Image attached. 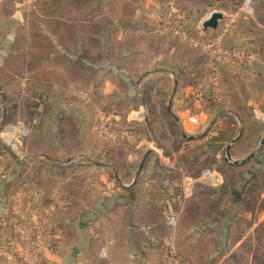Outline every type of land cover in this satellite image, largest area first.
<instances>
[{
  "label": "rangeland",
  "instance_id": "374dc122",
  "mask_svg": "<svg viewBox=\"0 0 264 264\" xmlns=\"http://www.w3.org/2000/svg\"><path fill=\"white\" fill-rule=\"evenodd\" d=\"M11 1L1 0V11L8 12ZM92 1L95 9L89 8L88 19L99 25L98 33L102 35L99 37V43L91 45L92 47L84 52L85 60L94 63L95 77L98 80L93 85L89 81V72L84 79L83 70L76 73L77 69L87 68L85 62L81 65L74 61L73 57L80 53L77 48L80 44L77 45L76 36L72 34V29L79 20L73 14L74 8L69 7L67 10L59 11L53 4L40 5V0H21L27 10V25L36 30L29 34L33 57L39 55L50 65H57L58 69L46 70L47 77L43 80L36 77L39 74L31 75L33 81L25 80L26 83L20 88L19 93L9 94L11 88L2 92L0 89V263L7 259H13L16 263L17 260L29 262L28 253L32 254L31 257L35 256L44 236L51 234L50 227L41 220L37 222V229L30 241L24 244L20 239L24 235L23 222L29 213L24 209L23 202L24 199L29 198V191L26 194L23 188V185H29V179L24 174L27 166L23 168L22 162L30 143L37 144L40 141L43 143L50 138V125L53 123L51 117L55 120L54 117L60 112L58 104L62 108L65 107L61 113L69 111L73 115L61 114L62 117L67 115L66 118L76 121L75 124L77 122L81 124V134L79 130L74 132L73 142L76 143L75 139L80 136L85 138V126L92 122V125L96 126L92 138L100 145L101 151L109 153L110 143L116 144L117 147V142L104 135L106 129L104 121L108 124L112 122L113 125L126 124L124 117L130 116L129 109L137 108L139 102L122 94L127 86L116 77L112 78L111 82L118 92L115 94L116 97L114 95L115 100L112 97H99V95L95 96V101L92 100L90 96L92 91H102L103 85H108L106 81L101 80L105 71L99 67L104 59L110 57L116 67L114 73L120 74L122 71L123 74L133 75L132 77L147 69L161 66H175L177 69L182 67L187 70L185 67L190 65L191 68L194 65L197 67L200 63L204 65L205 74L203 73L195 82V85L200 87L196 92L197 95L191 94L193 96L189 98L191 102L189 106L197 102L198 107L194 108L202 109L210 116L207 127L213 118L217 127L222 126L220 130L222 136L220 135L221 139L217 141L210 139L211 132L216 135L220 133L218 130H211L215 128L214 126L206 129L205 134L208 137L206 140L204 138L188 141L182 138L174 119L164 110L170 93V81L168 78L165 79L166 75L157 74L156 77L145 80L142 82L141 90L147 117L155 138L161 146L163 145V153H174L186 174L194 175L201 167L202 170L215 173L218 178L216 186L195 182L190 188L191 194L187 197L181 215L177 214L180 212L179 202L175 204L172 200H169V203H162L151 211L156 218L155 221H159L156 228L160 235L167 236L169 232V234L174 233L175 237L178 236L174 250L181 251L185 261H187L186 256L190 255L193 256L188 260L190 264H211L212 260L208 259L209 254L212 251H219L218 253L222 254L231 251L233 242L241 236H246L253 220L261 218L264 211V143L261 149H258L264 134V0ZM50 12L55 13L56 20L53 22L51 21L54 18L51 19ZM213 12L222 15L216 28L202 30V23ZM80 23L87 24L85 21ZM2 24L1 22L0 26ZM226 25L229 27L225 38L213 45L211 51L205 52L204 46L214 43ZM133 29L148 31L145 35ZM2 36L0 34V38ZM187 37L191 42L186 41ZM192 44L196 47L193 48ZM102 47H105L107 54H104ZM230 48H244L252 54L253 59L239 66H232L229 60L217 63L215 58L219 52ZM135 51L137 53L135 60L134 58L132 61L124 60L126 57L124 54L133 56L136 54ZM157 54L160 60L152 64L150 58ZM196 55H200V63L195 59L198 57ZM223 64H228L229 69L221 70ZM2 79L4 80L1 75L0 82ZM33 88L36 91L34 96L41 93L40 89H43V95L46 92L44 103L43 100L40 102L41 98L32 100ZM204 90H207L206 94L203 93ZM57 91L63 93L64 99L59 98ZM205 95H208L210 100H200L204 99ZM55 110L58 111L56 114ZM107 113L112 115L109 120L104 116ZM191 114L196 116L197 113L191 112ZM39 120L43 127L37 125ZM200 131L195 135H199ZM239 131H241L238 139L240 143L232 153L230 151L231 159L227 161L224 155L225 148L238 136ZM38 139L39 141L35 142ZM75 143H73L74 150L80 152L82 150L84 153L89 150H85L79 142L77 145ZM125 143L128 145L127 140ZM251 153L255 155L249 164L241 167L231 164L232 161L244 159ZM112 154L119 157L116 148ZM18 161L20 162L17 164ZM112 164L115 170H126V168L129 170L130 167L124 166L122 162ZM136 164H133V171L137 169ZM65 171L70 176V169L67 168ZM66 174L64 176H67ZM96 175L97 173L91 175L94 183H96L94 181ZM170 177L156 178L154 189L164 180L173 183L179 181L176 171ZM149 178H147L148 188L151 184ZM95 186L97 191L100 184L97 182ZM236 190L240 193V199L233 203V192ZM90 191L84 196L90 200L91 198L97 200L104 190L94 192L93 188V191ZM66 193L68 197L73 196L71 189H67ZM161 194L166 193L161 192ZM85 197L81 196V198ZM174 206H177L176 210ZM126 211L120 210L118 211L120 214L115 216L127 217ZM187 211L190 213V218L195 220V224L192 225L188 221L184 223ZM109 212L111 216L112 213ZM170 216L174 219L172 224H168L166 220ZM198 220L199 225L196 224ZM188 237L192 239L189 245L185 242ZM197 239L198 243H196ZM44 245L48 249H53L49 241ZM240 247V254L230 252L222 264H264V222L255 227L251 232V238L246 239ZM166 260L168 262L166 264L182 262L181 256L170 253H167Z\"/></svg>",
  "mask_w": 264,
  "mask_h": 264
},
{
  "label": "crops",
  "instance_id": "0c3cea01",
  "mask_svg": "<svg viewBox=\"0 0 264 264\" xmlns=\"http://www.w3.org/2000/svg\"><path fill=\"white\" fill-rule=\"evenodd\" d=\"M11 2L8 12H3L0 9V23H3L0 26V34L3 35L0 38V76L2 75L4 78L0 82V89L2 92V90L8 91L11 88L12 90L8 93L16 94L26 83L25 80L33 81L31 75L46 74V70L56 71L58 66L50 65L39 55L33 57L29 34L34 33L36 30L27 25V10L22 5L21 0H12ZM38 32L40 33V30ZM135 32L143 33L141 29ZM4 36L5 38H3ZM187 38L186 41L191 42L190 38ZM191 46L196 47L193 44ZM104 54H107L105 47ZM136 56L137 53L133 56L124 54V60L131 59L130 61H132V58L135 60ZM159 58L158 54L152 55L150 58L152 64L158 62ZM111 59L107 57L102 61V67H99V69L105 71L101 80L106 81L108 85H103L102 91H92L93 93L90 95L92 100L95 101L96 95H99V97H112L115 100L117 96L115 94L118 92L111 82L112 78L116 77L117 80L127 86L126 91L122 94L139 102L137 108L129 109L131 115L124 117L126 118V124L116 123L113 125L112 122L108 124L104 121L107 130L104 135L108 139L117 142V147L116 144L110 143V152H102L100 145L92 138L96 126L95 124L92 125L91 122L85 126V138L80 136L75 139L76 143L73 142L76 145L79 142L80 146H83L85 150H89L85 153L82 150L81 152L80 150H74L72 140L64 142L62 139L58 122L63 116L61 114L72 115V113H69V111L61 113L65 107L62 108L58 104L60 112L57 113L58 111L55 110L57 118L54 117L55 120H53V117H51L53 123L50 125V138L43 143L42 141L37 144L30 143L32 146L29 145L28 152L24 155V161H21L23 168L25 165L27 166L24 174L29 179V185H23V188L26 194L29 191V198L28 200L24 199L23 202L24 209L29 213L23 222L24 235L20 239L24 244L30 241L37 229V222L41 220H44L46 226L50 227L51 234L44 236L41 247L37 250L38 253L35 256L31 257L32 254L28 253L29 262L17 260L16 263L13 259H7L0 264H166L168 263L166 260L167 253L181 256V264H190L188 260H191L193 256L187 255V261H185L182 252L178 249L174 250L175 243L178 242V236L175 237L174 233L169 234V232H167V236L160 235L158 228H156L159 221H155L156 218L151 211L162 203H169V200H172L175 204L180 203H178L180 212L177 214L181 215L187 197H190L191 186L195 182L216 186L218 178L215 175L212 180H209L204 173L206 170H201L193 178L191 175L186 174L174 153H163V145L161 146L155 138L152 125L147 117L145 101L142 98V82L156 77L157 74L166 75V78H164H168V81H170V93L165 112L172 116L181 131L183 139L198 141L205 138L206 140L208 137L205 131L208 130V127L214 126L215 128H211V130L220 132L222 126L218 125L217 127L216 120L213 118L207 127L206 124L209 123L210 116L202 109L196 110L194 108L198 107L197 102L192 103L193 106H189V103H191L189 98L193 96L191 94L197 95L196 92L200 85L199 87L196 85L188 86L184 83L185 78L182 74L184 68L161 66L160 68L147 69L136 77H132L133 75L123 74L120 70V74L114 73L113 70L116 67H114ZM86 64L91 68L89 81L93 85L98 80L95 77L94 63H88L87 60ZM99 89L101 88L99 87ZM40 92L42 96L40 94L34 96L36 91L32 92V100L43 97L40 102L43 100L42 103H44L47 97L46 92L45 95H43V89H40ZM56 93L60 99H64L63 93L59 91ZM66 101H64L65 104H67ZM67 110H69L68 107ZM191 112H196V116H193ZM104 116H107L109 120L112 115L107 113ZM75 122L74 129L79 130L81 134V124L80 122L75 124ZM39 124L43 127L40 120L37 125ZM63 129L68 132L67 126ZM198 131H200V134L195 135ZM221 133L216 135L211 132L212 137L210 139L215 141L221 139ZM240 136L238 133L237 140L231 144V153L240 143V140L238 141ZM40 137L39 139H42ZM125 140L128 141V145H126ZM115 148L119 153V157L112 154ZM253 157L243 164H236V167L249 164ZM115 162H122L124 166H130L129 170L128 168L126 170H115L112 164ZM134 163H137V169L133 171ZM67 168L70 169V176L66 174L65 170ZM175 171L179 179L177 183L164 180L163 183H158V187L154 189L156 178L163 176L167 179L171 178L170 176ZM64 173L67 176H64ZM95 173L97 175L94 181L100 184L97 191L96 183L91 178V175ZM147 178L151 181L149 188ZM142 186H145V188ZM93 188L94 192L104 190L102 195L99 194L97 200L93 198L90 200L84 196L90 190L93 191ZM67 189H71L73 196L68 197ZM161 192L166 193V196L162 195ZM80 195L85 198H81ZM168 195H171V198ZM174 208L176 210L177 206H174ZM120 210H127V217H116V214H120L118 213ZM109 211L112 213L111 216H109ZM36 218H38L37 221ZM261 222H264V211L261 218L253 220L247 235L241 236L233 242L231 251L224 254L218 253L219 251H212L213 253L211 252L208 256V259L212 260L210 263L222 264L224 258L230 252L240 254V245L246 239L251 238V232ZM196 224H200L199 220ZM191 240L189 238L185 242H188L189 245ZM47 241L53 246L52 250L44 245ZM198 242L197 239L196 243Z\"/></svg>",
  "mask_w": 264,
  "mask_h": 264
},
{
  "label": "trees",
  "instance_id": "16d2710c",
  "mask_svg": "<svg viewBox=\"0 0 264 264\" xmlns=\"http://www.w3.org/2000/svg\"><path fill=\"white\" fill-rule=\"evenodd\" d=\"M48 4H53L55 6V8L59 9V11H62L63 9L67 10V9H69V7H73L74 8L75 12H73V14H75V17L77 19H79V20H77L76 25H74V27L72 29L73 30L72 34L74 36H76L77 45L80 44L79 46H77V48L79 49L80 53H79L78 56L76 55V56H73V57H74V61L80 63L81 65L83 64L82 62L86 63L87 60H85L86 58L84 56L85 50H89L92 47L91 45L99 43V37H102V35L98 33L99 29H100L99 25L94 24V22H92V21H90V19H88L89 15H90L89 8L95 9L93 1L92 0H40V5H48ZM54 14H55L54 12H50L49 16H51V19L54 18L52 21L50 20L51 22L56 20L55 19L56 17H55ZM56 16H58V13L56 14ZM84 18H85V20H84ZM81 21H85V22H87V24L86 25H82L80 23ZM133 31H135V30L133 29ZM142 31H143V34L146 35V31H148V30H142L141 29V32ZM143 37H146V36H143ZM141 38H139V40ZM103 48L104 47H102V49ZM108 50L111 53V50L110 49H108ZM123 52H126V51H123ZM135 53H136V51H135ZM129 56H131V55H129ZM196 56H198L197 57L198 59L197 58H195V59L198 61V63H200V60H201L199 58L200 55H196ZM192 58H194V56ZM85 65H86V68H87L86 70L77 69V72H76V73H79V71L83 70L85 72V74L82 77L83 79L86 78V75L91 70V68L87 64H85ZM186 68H187V70L182 71V74L184 75V78H185L184 83L186 85H188V86H195V82L199 79V77H201V75L203 73L205 74L204 65L200 63L197 67H195V65H194L191 68V65H190V66H188ZM220 68H221V70L222 69L224 70V68L229 69L228 68V64H223V68H222V66ZM36 77L40 78L39 80H43V79H45L47 77V75L46 74H39V75H36ZM204 91L205 92H203V93L206 94L207 90H204ZM33 92H35V89H34ZM40 94H41L40 96H42V93H40ZM41 98H43V97H41ZM203 98H204L203 100L206 99V101L210 100V97L208 95H205ZM165 109L166 108H164V110ZM58 122H59V127H60L59 132L62 135V139L64 140V142L67 141V140L68 141L72 140V142H73L74 141L73 134H74V132H76V130L74 129V124H73L74 122L72 121V119L66 118V117H62V118L59 119ZM66 126L68 127V132H66L65 129H63V127H66ZM202 169L203 168L200 167L195 172V174L191 175V176L193 178L196 177ZM233 197H234L233 203L238 202L239 199H240V193L237 190L234 191L233 192ZM189 214L190 213L188 211H187V213L185 212V219L183 218L184 219V223H185V221H186V223L188 221V222H191V224L193 225V224H195V222H194L195 220L191 219Z\"/></svg>",
  "mask_w": 264,
  "mask_h": 264
},
{
  "label": "built area",
  "instance_id": "2783aa9c",
  "mask_svg": "<svg viewBox=\"0 0 264 264\" xmlns=\"http://www.w3.org/2000/svg\"><path fill=\"white\" fill-rule=\"evenodd\" d=\"M246 2H248V1H246ZM227 27H229V26L226 25L225 28L221 30V32L219 33V36L217 37V39L214 43H208L204 46L203 50L205 52L211 51V48L213 45L218 44L220 41H222L225 38L226 32L228 30ZM175 33H177V31H175ZM252 59H253L252 54L244 48H240V49L230 48V49H225L223 51L221 50L215 58L217 63H222L225 60L226 61L229 60V61H231L232 66H239L245 62L251 61ZM35 100H37V99H35ZM104 132L106 134L107 130L104 129ZM204 173L209 180H212L215 176V174L213 172H209L208 170H206ZM166 220H167L168 224H172L174 222V219L172 216L167 217Z\"/></svg>",
  "mask_w": 264,
  "mask_h": 264
},
{
  "label": "water",
  "instance_id": "95a60500",
  "mask_svg": "<svg viewBox=\"0 0 264 264\" xmlns=\"http://www.w3.org/2000/svg\"><path fill=\"white\" fill-rule=\"evenodd\" d=\"M221 17H222V15L220 13H212L210 15V17L202 23V30H205L207 28H209V29H215L216 26H217V22H218L219 19H221ZM240 134H241V131H239V136H240ZM236 140H237V138L234 139V140H232L230 142V144L227 145V147L225 149L224 155H225L227 161H229L231 159L230 158V154H229L231 144H233ZM263 143H264V134H263V136H262V138L260 140L258 149H261ZM253 155L254 154H251V155H249L245 159H241V160H238V161H232L231 164H233V165H236L238 163H242L243 164L247 160H249L251 157H253Z\"/></svg>",
  "mask_w": 264,
  "mask_h": 264
}]
</instances>
